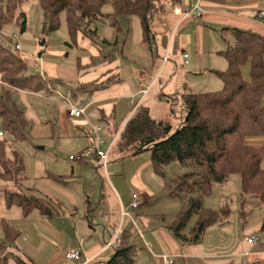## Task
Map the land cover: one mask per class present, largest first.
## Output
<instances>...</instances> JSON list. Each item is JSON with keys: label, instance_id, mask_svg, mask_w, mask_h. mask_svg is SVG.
Wrapping results in <instances>:
<instances>
[{"label": "rangeland", "instance_id": "374dc122", "mask_svg": "<svg viewBox=\"0 0 264 264\" xmlns=\"http://www.w3.org/2000/svg\"><path fill=\"white\" fill-rule=\"evenodd\" d=\"M218 3L217 5H204L202 9L211 14H223L219 15L218 18L246 19L254 21V25L257 24L255 21L264 25L262 20H259L260 13L264 12V0H222V2L219 1ZM21 10L27 14V31L23 34L20 32V27L17 25L18 18H16L1 29V42L15 55L26 61L28 66L26 75L41 74L45 77L47 72L45 78L54 82L55 88L59 91L58 94H62L72 101V94L76 92L81 83L78 80H74V78L78 77L82 80L79 75L80 73H85L78 66L79 60L81 59L84 65L83 68H87V65L90 64V58L86 54H96L98 50L82 36L78 39V46L72 42L65 14L61 16L60 29L53 34L46 35L43 33L44 18L39 1L25 0L24 5L18 12H21ZM114 11V7L111 4H107L103 9L105 14H112ZM116 20L120 23L117 29L112 26L116 23ZM223 25L219 22L194 21L188 29L186 28L176 35L173 49H171V46H167L170 34L166 35L163 33H157L156 40L151 45L143 43L142 46L139 20L137 18L130 19L129 23L122 18H109L105 20V23L98 25V33L102 40L107 39L110 42H115L118 36L120 41L118 45L119 51H122L124 47L123 54L121 53L118 62L120 68L123 69L120 77L124 80L126 86L122 98H119L123 101H119L121 105L117 117L118 124H113L112 120L110 122L101 121L102 126L93 127V130L96 127H101L104 130L102 134L96 135V137L105 140V144L101 147L102 151H108L115 138V131L123 129L127 123H125L127 117L132 116L139 105L150 110L152 119L170 120L172 125L177 128L181 122L182 109L177 105L175 107V116L169 117L170 106L166 97L169 95L183 96V94L192 92H217L224 88L223 81L212 71H223V67H226L225 70L228 69V62L219 55V52L226 51L236 45L233 36L228 32V28H239L242 26L240 24L238 26H235V24L233 26ZM197 28H202L205 32L206 52L203 56V62L205 65L204 69H206L201 74L190 75L184 64L181 50L179 52L177 50V41L180 38L181 44L186 43V48L189 44L195 46L198 37ZM239 29L242 30V28ZM243 30L252 31L250 28H243ZM123 40H126L125 45L122 44ZM18 46H20L19 49H17ZM166 46L169 48L170 53L172 51L170 60L173 62V64L171 63L173 68L177 65L175 72L170 79L167 78V75H164L161 81L157 82L153 91L150 94L148 92L145 94V91H140L138 88V80L133 76L132 72H138L141 75L144 67L150 69L149 65L151 63L157 64L158 61L160 62V64L158 63L159 68L163 62L164 55L168 51ZM181 47L184 48V46ZM143 48H146L145 50L148 54L147 61L143 60ZM192 57L194 61L198 57L194 49ZM59 67L68 70L67 72L69 73L72 72L74 74L72 75L73 78H69L71 73L68 75L62 74V76L58 77L56 73ZM242 71L244 79L250 81L251 63L246 64ZM60 78L63 83L57 81ZM2 93L3 85L0 84V95ZM134 94L136 95L131 96ZM88 97L89 95H85L86 99ZM24 98L27 99L28 104L24 102ZM47 98L49 96L44 92L40 94L26 93L23 96L18 92L14 95L15 101L24 108L28 119V129L26 130L28 140L17 143L15 146L24 156L26 175L28 177V181L25 182V188L28 194H44L51 200L54 199L53 201L58 199L64 202V205L68 208L69 200L62 192L54 188L57 187L64 190L63 192L72 193L79 201L77 209L71 208L68 211L64 208L65 217L51 221L53 225L58 226L59 223L65 233L74 236L75 230L72 226L75 223L80 235L93 234V239L94 229L96 228V235L102 241L104 228H107L106 239L108 240L110 233L113 235L112 228L116 222L118 226L116 234H118L119 230L122 236H126L136 233L139 229V233L141 232L145 236V240H143L137 233V244L141 249L138 264H158L157 257L163 258L164 256H172L174 264H187L182 254L183 246H185L187 251L189 250L188 248H191L196 252L200 251L203 246L200 243L191 245L177 240L171 231V226L175 222L183 203L192 194L184 192L177 199L170 198L169 193L164 189L163 178L156 175L151 167L146 168V165L151 162V154L149 152L133 157H124L125 155L118 152L115 145L109 154L108 169L106 170L100 167L94 159L89 162L71 161L70 158L72 156L76 157L83 152L93 150V144L97 148L96 139L91 138L93 139L91 142L90 139L83 136L68 137L62 133L59 118L56 115L59 105L53 106L47 103L45 100ZM54 98L59 97L54 95ZM132 99L134 105L130 104ZM28 106L33 110V118L27 114ZM120 115H125V118H121ZM35 120L47 125L48 130L46 132L38 131ZM91 128L90 125L87 127L88 130ZM0 132H3L1 128ZM6 137L10 139L8 135ZM246 144L264 147V136L249 137L246 139ZM262 167L264 168V162ZM187 172L189 170L182 168L177 162L164 168L165 176L168 179L178 178ZM47 174L57 176L73 175V177L67 186H63L60 183L44 179ZM137 177L139 180L137 183L143 181L151 192L150 194L146 192L150 197L148 205H143L137 210L130 209L131 217L123 215L122 211L115 216L112 210L114 196L113 194L111 195L112 191L108 188L117 190L119 189L117 182H121L122 187L125 189L126 198L123 197V203L126 207L125 209H127L132 202L133 192L142 190L134 183ZM103 181L108 184L105 188L103 187ZM8 189L13 190V187L9 186ZM6 190V188H2L0 191V217L3 215V219L8 220L16 227L21 228L22 225H27L30 228H35L38 221L36 216L30 219H23L20 209L16 207L5 209L3 205L6 204L4 197ZM193 196L197 195L194 194ZM85 197L92 201L90 213H87ZM102 203L104 205H101ZM204 204L206 207L214 209H220L227 205L230 207L232 212L230 219L219 226L217 233H215L218 238L221 237L219 233L222 235L223 242L228 241L225 236L231 240L242 242L247 240L248 235L252 234L254 237H262L264 239V204L256 198L249 199L245 205L242 204L241 178L239 175H232L227 183L216 185L212 197L204 199ZM105 208H108V216H102L106 211ZM87 215L90 216V220ZM197 221L198 217L194 216L187 226V234ZM91 224L95 228H92ZM120 234L117 236L120 237ZM210 234L212 233H207V239ZM85 237L86 240L89 239V236ZM119 237L116 239H119ZM0 243H3L1 225ZM227 244H224V246ZM36 245L37 241L34 246ZM19 246L21 251H12L15 255L23 259L31 257L36 264H43L56 251L57 243L50 242L49 244L46 241L45 246H48L49 249L47 250L45 246H41V248L37 249L39 254L38 252H30V247H25L23 243ZM111 253L112 250L107 251L106 256L111 255ZM42 256L44 257L41 261L40 257ZM262 261H264V258H262Z\"/></svg>", "mask_w": 264, "mask_h": 264}, {"label": "trees", "instance_id": "16d2710c", "mask_svg": "<svg viewBox=\"0 0 264 264\" xmlns=\"http://www.w3.org/2000/svg\"><path fill=\"white\" fill-rule=\"evenodd\" d=\"M43 12V33L57 32L61 27V16L66 15L69 36L75 45L82 36L98 50V56L91 58L88 68L100 64H115L122 51H119V38L115 42L102 40L98 25L109 18H122L127 23L137 18L142 30V42L151 45L156 36L152 25L156 17L172 9L180 0H38ZM25 0H0V31L17 19L23 34L28 29L27 14L21 10ZM111 4L114 13L105 14L104 7ZM116 29L120 23H114ZM235 40V47L220 51L219 55L228 62L225 71H212L220 77L224 88L217 92L189 93L181 97L169 95V117L175 116V107L182 109L180 125L175 128L170 120H154L148 108L140 105L123 129L117 134L113 147L124 157L142 153L151 154L152 170L164 180V189L169 197L177 199L182 193L192 194L182 205L175 222L171 226L174 237L182 243H201L207 233L217 225H223L231 217L227 205L220 209L206 207L204 199L213 195L216 185L228 182L232 175L241 178L242 204L249 199H259L264 204V147L246 144L249 137L264 136V36L252 31L228 28ZM123 45L126 40H123ZM251 63V80L246 81L243 67ZM79 68L82 64L79 60ZM27 63L15 55L0 40V81L3 93L0 95V191L4 192L8 209L17 207L24 219L37 216L52 220L59 214L61 204L48 198L28 194L25 182L28 181L23 154L16 144L26 142L28 120L24 108L15 101L14 95L21 92L32 94L46 93L52 96L56 90L54 82L41 74L26 75ZM86 69V68H85ZM114 71L111 69L110 72ZM105 75V74H104ZM57 81L63 83L60 79ZM115 77L105 82L98 80L80 83L73 100L81 94L91 95L108 89L118 83ZM64 96V95H63ZM60 97V96H58ZM65 97V96H64ZM61 98V97H60ZM62 101L67 99L61 98ZM101 121L110 122V119ZM10 136V139L6 137ZM90 139L92 138L89 134ZM94 138V137H93ZM93 140V139H92ZM93 150L96 147L93 144ZM174 162L189 170L182 176L168 179L164 168ZM70 176L47 174L44 179L60 184H68ZM12 186L13 190L8 187ZM196 194L197 196H193ZM1 195V192H0ZM88 207L91 201L87 198ZM194 216L198 221L186 233L187 226ZM2 240L0 243V264L10 260L16 264H34L31 259L15 255L11 248L21 238L22 232L1 222ZM136 233L117 239L112 247V255L101 264H138L140 248ZM252 264H264L259 260Z\"/></svg>", "mask_w": 264, "mask_h": 264}, {"label": "crops", "instance_id": "0c3cea01", "mask_svg": "<svg viewBox=\"0 0 264 264\" xmlns=\"http://www.w3.org/2000/svg\"><path fill=\"white\" fill-rule=\"evenodd\" d=\"M187 1L190 5H193L195 3V0H187ZM219 1L222 2V0H205L202 6L209 5V4L217 5L219 4L218 3ZM219 15H223V14H211L209 12L204 11V17L201 21L202 22L204 21L219 22L221 23V25L224 24V25H231V26H233V24H235V26H238L240 24V26L242 27H239V28H242V30L243 28H247V29L250 28V30H252L253 32L259 33L262 36H264V25L262 23L259 24L257 21H255L257 24L254 25V21H251V20H246V19L244 20V19H239V18H218ZM194 21H198V20H191V19L182 20L180 16L175 15L173 13V8H172L166 11L163 15H160L155 18L153 25H152V30L155 36L157 33H163L166 35L170 34V40L167 46H171V49H173V46L176 42V35H178L184 29L186 28L188 29L190 24ZM139 27H140V40L143 46L142 30H141L140 22H139ZM239 28L237 27V29ZM197 29H198L197 30L198 37L196 39L195 46L189 44L188 47L186 48L185 47L186 43L181 44L180 38H178V41H177V46H178L177 50L178 52L181 50L182 57L185 53L189 55V64H186V60L184 59V57H183V61L185 62L184 64L187 68V72L190 75L201 74L203 70L206 69V68L204 69L205 65L203 62V56L205 55V52H206L205 40H204L205 32L202 28H197ZM167 46L166 48L169 51L168 61L164 62L167 56V52H168L167 51L163 57V62L161 63L159 68H158V63L160 64V62L158 61L157 64L151 63V65H149L150 69H148L147 67H144L141 75L138 72L136 73L132 72L133 76H135V78L138 80V88L140 89V91H143V92L145 91V94L147 92L148 94H150L153 91V88L155 87L157 82L161 81L164 75H167V78L170 79L175 72V68L177 67V65L176 63H174L176 66L175 68H173L172 66L173 62L170 60L172 51L170 53V50ZM181 46H184V48ZM145 49L143 48L142 56H143V60L147 61L148 54L146 53ZM193 49L198 55L195 61L192 57ZM98 54H99L98 51L96 54H92V55H90V53L86 54L88 55L87 57L90 58L89 59L90 64H91V58L94 56H98ZM80 62L82 66H84L81 59H80ZM223 68L224 69L222 70L224 71L226 67H223ZM111 69H114V71L110 72ZM81 70L85 72L83 74L80 73L79 75L80 77H82V80L78 78L77 76H76L77 78H74V80H78L81 83H89L91 81H96V80H98V82L101 83L113 77H115L116 80H118L119 82L113 84L108 89L96 91L95 93L89 95L88 99L85 98V95H88V94H81L78 97H76L74 100L72 99V102L74 104L81 106L85 110V116L80 120H74L70 118L68 115V105L66 104V102L62 101L60 97L54 98V95L59 96L58 94L59 91H57V89L54 91V94L52 96H49V98L45 100L47 103H50L53 106L59 105V110L58 112H56V115H58L59 122H60V129L62 133H64L68 137L83 136V137H86L87 139H90L88 137L90 134V136L92 138L94 137V140H95L96 133L94 132L93 127L99 126V125L102 126L100 123L102 117L103 118L105 117V120L106 118L112 120L113 124L115 125L118 124L117 117H118V112H119L120 105H121L119 101H123L119 98H122L125 92V88H126L124 80L120 77L121 72H123V69L120 68L119 62L117 61L113 65L100 64V65L93 66L92 68L87 67L85 69L82 67ZM67 71L68 70H64L61 67H59L57 69L56 74L58 75V77H60L62 76V74L68 75L71 73L69 75L70 76L69 78H73L72 75L74 74L72 72L69 73ZM46 75H47V72L45 73V77ZM60 80L62 79L60 78ZM0 84H2L1 81H0ZM19 93H21V95L23 96L27 92L19 91ZM173 94H176V93H173ZM135 95L136 94L131 95V96H135ZM175 96L181 97L179 95H175ZM24 102L28 104V101L25 98H24ZM133 102L134 101L132 99L130 104L134 105ZM27 114L31 115V118H33L34 116L33 110L29 106L27 107ZM132 116H128L126 119L127 121H125V123L128 122V120L131 119ZM120 117L125 118V115H122V116L120 115ZM35 124H36L38 131L40 132H46L48 130V126L43 124L39 120H35ZM88 124L90 125V128L92 126L90 130L87 129V127L89 126ZM103 131L104 130L102 129L98 134H102ZM90 141L92 142V139H90ZM147 167L152 168L151 162L146 165V168ZM107 169H108V166H107ZM137 181H139L138 177L136 178V182L134 183L136 186H139V188H141L142 190L138 192H133L132 200H133V195L137 193L140 195L142 206L148 205L150 197L146 194V192L148 194H150L151 192L148 189V187L144 184L143 181L142 182L140 181L139 183H137ZM68 184H65V185L62 184V185L67 186ZM117 184L119 186V189L117 190H115V188L114 189L108 188L110 191H112L111 195L113 194L114 196L113 201H112V210L115 213V216H117L120 211H122V214H123V211L126 208L123 203V197L125 198V192H124L125 189L122 187V184L120 181H118ZM106 185L108 184H106V182L103 181L104 188ZM54 188L57 191L62 192V194L65 195V197H67V199L69 200L68 208L66 205H64V202L56 199V202L61 204V209H59L58 216L52 220L42 219L36 216L38 218V221H37V224L35 225V228H30L27 225H22L21 228L16 227L15 225H13L11 222L7 220L12 227L22 232L21 238L16 242L15 247L11 249L16 250V251L20 250L19 245L23 243L25 247H28V248L30 247L29 248L30 252L31 251L38 252L37 249L41 248V246H45L46 241L49 244L50 242H56L57 243L56 251L43 264H101L102 262H105L106 260H108L110 256L112 255V253L111 255L106 256V252L109 250H112V247L111 246L107 247V246L109 244H114L115 241L117 240L116 238L119 237L117 235L120 234L119 230H118V234H116L117 228H118L117 223L115 222V224L113 225V228H112L113 235L112 233H110V237L108 240L106 239L107 228H104L103 239L101 241V239L97 237L96 235L97 229L92 224L90 226L92 228H95L94 229V239L92 236L93 234L87 233V235H85V236H89V239H87L88 240L87 241L86 237L80 235V233L77 231V227L75 223H73V226H72L73 229L75 230V235L74 236L68 235L62 230V227L58 222H57L58 226H55L53 225L51 221L55 219H59V218L61 219V217H65L66 214L63 210L64 208L67 209L68 211H70L71 208L77 209L79 201L76 198V196L73 195L72 193L63 192L64 190H62L61 188H57V187H54ZM36 196L41 197V198L50 199L48 196H45L44 194H41V193ZM85 205L87 206V209H88L87 213H90L91 208H92L91 207L92 201H91V206L88 207L86 197H85ZM101 205H104V203H102ZM3 206H5V209L7 208L6 204ZM105 210L106 211L104 212L102 216H108V208H105ZM2 216L3 215H1L0 217L1 222L3 220H6V219H3ZM21 217H22V214H21ZM87 217L90 220V216L87 215ZM219 226L221 225L215 226L214 229L208 232L212 234L209 235L208 239L207 237H205V239L200 243L203 246V248H201L200 251L196 252L195 250H192L191 248H188L189 250L187 251L185 246H183L182 254L187 264H252L256 260L264 262L262 261V258H264V239L262 237H257L258 241L254 244L248 243V240L254 236L253 234L248 235L247 240H244L242 242L231 240L227 236H225V238L228 241L223 242L222 235L220 233H219V235L221 236L220 238H218V236L215 235V233H217L216 231L218 230ZM137 231H136V234L139 233V229ZM124 236L120 234L119 239ZM141 239L145 240V236L143 235V238ZM36 241H37V245L34 246ZM226 243L228 244L224 246V244ZM45 248L47 250L49 249L48 246H45ZM72 250H77L81 252L82 260L80 263L71 262L66 259V254ZM44 256L40 257L41 261ZM27 258L31 259L34 262V264H36V262L31 257H27ZM157 260H158V264H163L162 258L157 257ZM8 264H16V263L10 260Z\"/></svg>", "mask_w": 264, "mask_h": 264}, {"label": "built area", "instance_id": "2783aa9c", "mask_svg": "<svg viewBox=\"0 0 264 264\" xmlns=\"http://www.w3.org/2000/svg\"><path fill=\"white\" fill-rule=\"evenodd\" d=\"M204 1L205 0H195V3L193 5H190L187 0H180V2L177 3L173 7V13L175 15L180 16L182 18V20H190V19L191 20H202L204 17V11L202 9V4ZM259 20H262V22L264 23V12L260 13ZM19 48H20V46L17 47V49H19ZM168 57H169V51L167 52V56H166L164 62L168 61ZM183 57L186 60V64H189V55L187 53H185L183 55ZM59 96L61 98L65 99V97L62 94H59ZM64 101L68 105V115L70 118H72L74 120H80L85 116L84 108L74 104L72 101H70L68 99H65ZM101 130H102L101 127L94 128V132L96 133V135ZM118 135L119 134H117L115 136V138L113 139V142L111 143L107 152H104L101 149V146L105 143V141L99 137H96V143L98 145L96 150L83 152L76 157L72 156L70 158V160L73 162H87V161H92L94 159L98 162L100 167H102L104 170H106L107 166H108L109 154L111 153L113 144H114L116 138L118 137ZM3 137H4L3 133L0 132V138H3ZM141 206H142V202H141L140 195L135 193L133 195V200H132L130 206L127 209H124L123 215L131 217V213H129V210L130 209L131 210H137ZM139 236L141 238H143L142 233H140ZM257 241H258V238L253 236L248 240V243L254 244ZM112 245L113 244H109L107 247H110ZM66 259L68 261H71V262L80 263L82 260V254L80 251L72 250L66 254ZM162 262H163V264H174L172 256H164L162 258Z\"/></svg>", "mask_w": 264, "mask_h": 264}, {"label": "water", "instance_id": "95a60500", "mask_svg": "<svg viewBox=\"0 0 264 264\" xmlns=\"http://www.w3.org/2000/svg\"><path fill=\"white\" fill-rule=\"evenodd\" d=\"M45 44V43H44ZM44 44H42V46H44Z\"/></svg>", "mask_w": 264, "mask_h": 264}]
</instances>
